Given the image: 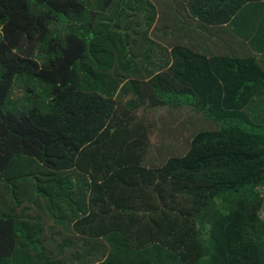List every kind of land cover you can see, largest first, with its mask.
<instances>
[{"label":"trees","instance_id":"trees-1","mask_svg":"<svg viewBox=\"0 0 264 264\" xmlns=\"http://www.w3.org/2000/svg\"><path fill=\"white\" fill-rule=\"evenodd\" d=\"M0 264H264V0H0Z\"/></svg>","mask_w":264,"mask_h":264},{"label":"rangeland","instance_id":"rangeland-1","mask_svg":"<svg viewBox=\"0 0 264 264\" xmlns=\"http://www.w3.org/2000/svg\"><path fill=\"white\" fill-rule=\"evenodd\" d=\"M159 137H161V134L160 133H158V131H156L155 133H154V139L156 140V141H158V138ZM154 148V147H153ZM150 149L149 151H148V154H149V156H155L156 155V153H155V151H154V149Z\"/></svg>","mask_w":264,"mask_h":264}]
</instances>
